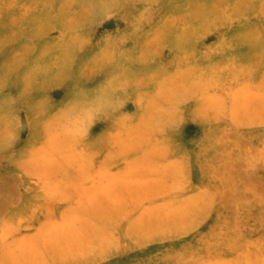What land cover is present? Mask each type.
<instances>
[{"label": "rangeland", "instance_id": "374dc122", "mask_svg": "<svg viewBox=\"0 0 264 264\" xmlns=\"http://www.w3.org/2000/svg\"><path fill=\"white\" fill-rule=\"evenodd\" d=\"M0 264H264V0H0Z\"/></svg>", "mask_w": 264, "mask_h": 264}]
</instances>
